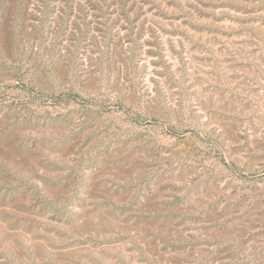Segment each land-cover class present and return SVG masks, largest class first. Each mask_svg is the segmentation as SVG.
<instances>
[{
  "label": "rangeland",
  "instance_id": "374dc122",
  "mask_svg": "<svg viewBox=\"0 0 264 264\" xmlns=\"http://www.w3.org/2000/svg\"><path fill=\"white\" fill-rule=\"evenodd\" d=\"M0 264H264V0H0Z\"/></svg>",
  "mask_w": 264,
  "mask_h": 264
}]
</instances>
